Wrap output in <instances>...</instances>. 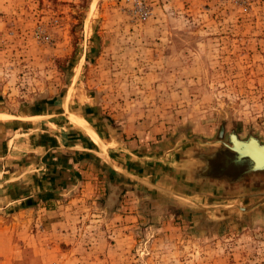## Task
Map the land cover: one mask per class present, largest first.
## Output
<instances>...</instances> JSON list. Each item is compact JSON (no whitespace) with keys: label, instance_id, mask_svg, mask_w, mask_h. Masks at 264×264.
<instances>
[{"label":"rangeland","instance_id":"1","mask_svg":"<svg viewBox=\"0 0 264 264\" xmlns=\"http://www.w3.org/2000/svg\"><path fill=\"white\" fill-rule=\"evenodd\" d=\"M55 103L87 133L82 117L106 118L113 135L154 132L157 173L114 191L100 179L93 194L79 182L56 203L54 186L45 209L2 199L0 264H264V216L233 206L262 193V174L196 171L229 151L196 144L221 122L264 139V0H0V120ZM170 148L194 162L163 160ZM178 168L216 190L181 192Z\"/></svg>","mask_w":264,"mask_h":264},{"label":"crops","instance_id":"2","mask_svg":"<svg viewBox=\"0 0 264 264\" xmlns=\"http://www.w3.org/2000/svg\"><path fill=\"white\" fill-rule=\"evenodd\" d=\"M48 109L50 108L47 105L43 108L45 112H48ZM50 111V113L41 114H36L35 111L32 112L33 114L27 115L8 114L10 116L8 119L0 120V174L4 176L9 172L8 176H10L8 181L6 180L9 183L7 186L4 183L1 184L3 186L0 187V201L6 200L9 207L22 204L24 209L35 206L43 209L46 206L49 208L52 200L49 193L53 192L48 191H50L49 189L54 191V186L56 203L61 200H69L68 197L61 196L65 193L59 189H70L79 182L81 185L83 184L85 190L87 188L93 194L95 190L97 192L102 190V184L98 183L100 179L103 181V186L106 181L107 189L112 187L114 191L117 178L126 176L135 179L138 175L142 176L143 173L149 174V176L156 175V170H153L152 165H148L147 162L153 156L149 154L154 153L149 146L151 138L153 140L154 132H130L124 136V132H120L113 135L112 128L107 129L101 123L100 117H92L90 122L82 117L94 131V133H87L64 116L63 107L58 109L55 103V111ZM92 134L97 137L100 143L102 140L107 145L106 157L101 153L96 142L92 140ZM119 134L122 139L131 137V140L128 142H124V139L117 141ZM123 146L130 148L132 152L125 151ZM164 153L167 155L166 152ZM177 153L170 148L169 154L165 155L163 160L176 155L181 158L182 163L194 162V157L189 155L188 150L181 156ZM185 157L187 158L184 159ZM209 162L208 160L207 164ZM212 162L214 164L212 163V167H210L211 171L204 172L202 168L196 171H202L203 176L205 174L215 176L231 170L229 167L231 161L224 155L222 159L219 157L218 160ZM219 162L221 166H219ZM178 169L183 180L175 182L173 179L171 185H178L177 188L182 190L181 192H188L189 195L197 193L201 189L216 190V187L212 185L214 183L207 181L206 177L199 179L192 175L188 177V173L184 172L187 169ZM128 171L136 173L132 174ZM189 173L192 174V171ZM46 189L48 190L46 191ZM58 223L55 219V224Z\"/></svg>","mask_w":264,"mask_h":264},{"label":"bare ground","instance_id":"3","mask_svg":"<svg viewBox=\"0 0 264 264\" xmlns=\"http://www.w3.org/2000/svg\"><path fill=\"white\" fill-rule=\"evenodd\" d=\"M224 129H225L224 124H223V122H221L219 124L218 130H217V132H219L218 138L220 140H222L221 137L225 135V138H228L230 140V142H232L231 143V149L234 152H232L231 149H229L227 147L230 144L228 141H225V140L221 141L224 144V146H226V148L229 149V151L228 150L225 151L223 155L229 161H231V164L229 167L231 170H233V172H231V173L235 174L234 178L238 179V176L241 175V179H243V178H245V176L247 174H252L255 171H257V173L261 174V166H264V152H261L259 150V148H260L259 146L261 144L259 142V140L255 137L254 138H248V139L245 138V140H244V138H237L235 135L231 136V132H234L232 130H230L224 134L223 133V132H225ZM88 130H90V129H88ZM195 149H197V148H195ZM254 166H257V167H254ZM260 202L261 201L257 202V204ZM251 207H253V205L247 206V207H243V205L241 207V205H239L238 206L239 214H243L247 209H249Z\"/></svg>","mask_w":264,"mask_h":264},{"label":"flooded vegetation","instance_id":"4","mask_svg":"<svg viewBox=\"0 0 264 264\" xmlns=\"http://www.w3.org/2000/svg\"><path fill=\"white\" fill-rule=\"evenodd\" d=\"M112 131H113V129H112ZM218 133L219 132H215V135H214V137L211 139V141L210 140H208V141H206V140H202L201 142L199 141H197L196 142V144H198V143H202V144H204V143H209V142H213L215 145H218V142H219V145L221 144L222 146H224V144L221 142V140L220 139H218ZM224 134L225 133H227V132H223ZM223 134V135H224ZM233 135H235L237 138H241L237 133H235V132H231V136H233ZM257 138L258 140H259V142L261 143L260 144V148H259V150L261 151V152H264V139H261V138H258L257 136H255V135H252V134H247V137L245 136V137H242V138H244V140H245V138L246 139H248V138ZM221 138H223V140H225V141H228L230 144L227 146L229 149H231V143L232 142H230V140L228 139V138H225V135L224 136H222ZM225 138V139H224ZM234 139V138H233ZM214 140H217L218 142H215ZM224 147H226V146H224ZM231 151L232 152H234L232 149H231ZM249 159V158H248ZM254 167H257V166H254ZM254 174V175H253ZM255 174H257V171H255L254 173H252V174H247L246 176H245V178H246V180H248L249 179V177L250 178H254V176H255ZM261 174H262V176H263V178H264V166H261ZM238 179H241V175L240 176H238ZM254 193H250L248 196H253L254 197V195H253ZM259 201H261L260 203H258L257 204V202H259ZM256 203V204H255ZM253 205V207H251V208H249V209H247L243 214H245V216L247 215V220L249 221L250 219H251V217H252V213L253 212H256V213H259V214H261L262 216H264V189H263V191H262V193L258 196V197H256V199L254 198L250 203H244L243 204V207H247V206H252ZM234 206V208H235V210L236 211H238V206H239V204L238 205H236V204H234L233 205ZM241 207H242V205H241Z\"/></svg>","mask_w":264,"mask_h":264},{"label":"water","instance_id":"5","mask_svg":"<svg viewBox=\"0 0 264 264\" xmlns=\"http://www.w3.org/2000/svg\"><path fill=\"white\" fill-rule=\"evenodd\" d=\"M63 114H64V116H66L67 117V115H66V109H65V103H63ZM67 119H68V117H67ZM100 119V121H101V123L103 124V125H105V127L107 128V129H110L111 128V126H110V124H109V122H108V120L106 119V118H99ZM69 120V119H68ZM93 130V129H92ZM105 156V155H104ZM106 157V156H105ZM109 161V160H108ZM110 162V161H109ZM113 166H115V165H113ZM137 178V177H136ZM120 179H122V178H117V180L118 181H120ZM111 196H116L115 195V193H113V192H111ZM110 199H111V197H109Z\"/></svg>","mask_w":264,"mask_h":264}]
</instances>
